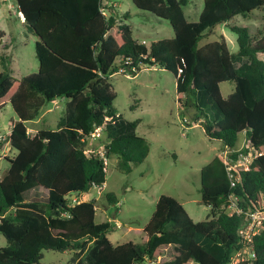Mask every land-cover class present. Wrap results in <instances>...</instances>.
Wrapping results in <instances>:
<instances>
[{"label":"trees","instance_id":"16d2710c","mask_svg":"<svg viewBox=\"0 0 264 264\" xmlns=\"http://www.w3.org/2000/svg\"><path fill=\"white\" fill-rule=\"evenodd\" d=\"M106 1L14 2L27 30L38 38V71L15 78L10 58L0 56V112L9 104L17 119L7 135L15 154L4 158L8 168L0 175V234L7 243L0 248V264H41L43 251L74 253L69 264H232L244 247L238 233L243 215L230 214L227 206L254 211L264 199V0H202L196 22L183 11L189 0H131L172 28V38L149 49L133 39L126 14L111 8L102 14ZM236 17L258 24L238 26ZM217 25L236 34V54L223 36L199 45ZM142 67L173 75L177 103L195 109L192 123L219 141L222 151L233 150L231 164L249 153L234 151L240 133L257 155L248 170L234 171V186L221 156L201 169L207 220L194 222L176 199L162 195L143 227L144 240L113 245L107 238L112 224L95 222L96 201L78 198L104 186L102 158H115V169L129 174L149 155L148 141L136 133L139 120L126 121L115 110L109 82L121 69L134 74ZM227 82L233 89L223 97L220 86ZM57 99H65V108L56 129L30 136L25 123ZM100 127L103 151L87 153L90 134ZM34 190L46 200L26 201L24 194ZM105 198L117 203L112 193ZM249 248L254 259L238 264H264V227Z\"/></svg>","mask_w":264,"mask_h":264},{"label":"rangeland","instance_id":"374dc122","mask_svg":"<svg viewBox=\"0 0 264 264\" xmlns=\"http://www.w3.org/2000/svg\"><path fill=\"white\" fill-rule=\"evenodd\" d=\"M107 1L116 5L120 16L127 15L124 22L130 26L133 39L140 44L143 42L147 49L156 41L173 37L168 23L136 9L131 0ZM202 6V0H189L183 8L187 20L196 22ZM233 23L238 26L258 24L241 17H236ZM205 34L207 36L201 40L200 46L218 41L223 36L230 53H237V36L225 25H217ZM36 41L38 38L27 30L15 4L0 2V56L10 58L13 77L22 78L38 71ZM109 82L116 95L113 102L115 110L126 121L139 120L136 133L148 141L150 152L147 159L135 165L129 174L119 173L115 169L116 159H109L104 186L92 187L78 200L96 201L95 222L112 224L107 238L113 245L141 243L144 240L143 227L162 195L176 199L194 222L207 220L210 208L201 203V169L215 156H222L223 151L219 141L208 139L202 127L192 123L195 109L177 103L173 75L159 67H142L134 74L128 70L126 75L114 73ZM232 89L230 82L220 86L223 97H227ZM64 108L65 99L47 102L35 120L25 123L27 130H55ZM15 119L11 106L7 104L0 112V137L8 133ZM104 142L103 132L98 138H90L86 152L101 154ZM3 145L1 155L9 157L11 149L8 144ZM245 148L249 154H254L244 133H240L234 151ZM7 168V161L0 157L1 176ZM108 193L114 194L116 204L108 203L105 198ZM24 198L26 201L46 200V196L38 190L27 192ZM71 201H76V197H71ZM6 245L5 238L0 234V248ZM74 258L71 252L43 251L40 263L69 264Z\"/></svg>","mask_w":264,"mask_h":264},{"label":"built area","instance_id":"2783aa9c","mask_svg":"<svg viewBox=\"0 0 264 264\" xmlns=\"http://www.w3.org/2000/svg\"><path fill=\"white\" fill-rule=\"evenodd\" d=\"M16 0H0L1 3H8V2H15ZM114 9V5L105 3L103 8L100 10L102 14L107 16L109 14V9ZM20 15V13H19ZM21 17V15H20ZM125 69L119 70V73L126 75ZM103 132V128H96L93 133L90 134V138H98L100 137L101 133ZM7 141V136L0 137V146L4 142ZM254 154H240L238 160L231 164L229 160V153L230 150L226 148L222 153V159L224 164L226 165V172L228 173V176L230 179H232L231 186H234V183H236L238 180L234 176V171H245L248 170L250 163L252 159L257 155L255 151H253ZM104 165H107V159L102 158ZM234 179V181H233ZM227 209L230 214L236 213V214H242L243 219L241 226L239 228V237L241 238L242 244H244V247L237 251L231 259L232 264H238L240 262L246 261V260H253L255 255L252 252V250L249 248V244L251 243L253 237L257 235L264 227V199L262 203V208L259 210H248V211H241L240 209H237L233 204H230L227 206ZM159 262V259L157 260ZM141 264H154L151 261H146Z\"/></svg>","mask_w":264,"mask_h":264},{"label":"crops","instance_id":"0c3cea01","mask_svg":"<svg viewBox=\"0 0 264 264\" xmlns=\"http://www.w3.org/2000/svg\"><path fill=\"white\" fill-rule=\"evenodd\" d=\"M108 4H111V3H109L108 1H106ZM112 5H114V10H113V12L114 13H118L117 11H116V5L115 4H112ZM234 21V20H233ZM226 26V25H225ZM227 27V26H226ZM228 28V27H227ZM143 43V42H142ZM153 68V67H152ZM16 120L17 119H15L14 121H13V123L14 122H16ZM12 123V124H13ZM12 126V125H11ZM11 130V129H10ZM10 130L8 131V133L5 135V136H7L9 133H10ZM27 132H28V134L30 135V136H33V135H35L38 131L37 130H31V132H29L28 130H27ZM5 144H8V146H9V143L6 141V142H4ZM3 143V144H4ZM2 144V146L0 147V155L2 154V149H3V147H4V145ZM10 147V146H9ZM10 149H11V147H10ZM14 152V153H13ZM15 154V151L14 150H12L11 149V155L8 157V158H10V157H12L13 155ZM1 158H6L7 156H4V155H1L0 156ZM6 172V171H5ZM34 191H36V190H34Z\"/></svg>","mask_w":264,"mask_h":264},{"label":"water","instance_id":"95a60500","mask_svg":"<svg viewBox=\"0 0 264 264\" xmlns=\"http://www.w3.org/2000/svg\"><path fill=\"white\" fill-rule=\"evenodd\" d=\"M72 197H75L74 195Z\"/></svg>","mask_w":264,"mask_h":264}]
</instances>
